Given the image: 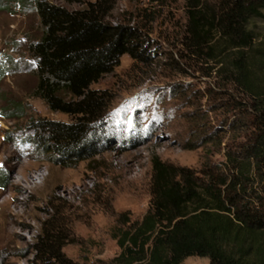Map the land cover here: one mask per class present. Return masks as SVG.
I'll return each instance as SVG.
<instances>
[{"label": "rangeland", "instance_id": "1", "mask_svg": "<svg viewBox=\"0 0 264 264\" xmlns=\"http://www.w3.org/2000/svg\"><path fill=\"white\" fill-rule=\"evenodd\" d=\"M35 1L0 0V264H111L119 250L110 230L122 215L145 214L158 167L202 179L245 144L247 118L234 105L242 96L187 47L188 12L218 0H107L108 21L137 29L145 48L91 86L105 99L108 143L72 165L30 145L42 124L72 121L33 96L26 49L40 36ZM251 28L259 35L264 23ZM181 264L210 263L191 256Z\"/></svg>", "mask_w": 264, "mask_h": 264}, {"label": "trees", "instance_id": "2", "mask_svg": "<svg viewBox=\"0 0 264 264\" xmlns=\"http://www.w3.org/2000/svg\"><path fill=\"white\" fill-rule=\"evenodd\" d=\"M37 0L40 36L27 46L33 60V96L70 123L46 122L30 145L72 165L105 151L104 97L91 86L114 71L120 58L143 53L137 29L108 21L107 0L82 8ZM189 14L188 49L214 63L244 102L248 133L238 150H226L221 170L202 179H176L158 167L145 214L119 217L110 230L118 247L111 264H181L197 256L210 264H264V0H218ZM3 176L0 174V182ZM43 264H50L46 259Z\"/></svg>", "mask_w": 264, "mask_h": 264}]
</instances>
